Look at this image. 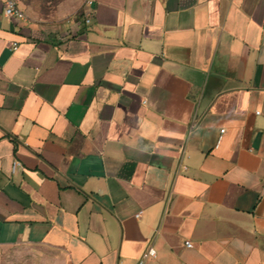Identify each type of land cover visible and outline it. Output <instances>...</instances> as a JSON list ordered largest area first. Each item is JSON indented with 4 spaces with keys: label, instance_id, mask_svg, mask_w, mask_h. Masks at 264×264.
<instances>
[{
    "label": "crops",
    "instance_id": "crops-1",
    "mask_svg": "<svg viewBox=\"0 0 264 264\" xmlns=\"http://www.w3.org/2000/svg\"><path fill=\"white\" fill-rule=\"evenodd\" d=\"M14 245L264 264V0H62L43 22L0 0V256Z\"/></svg>",
    "mask_w": 264,
    "mask_h": 264
},
{
    "label": "rangeland",
    "instance_id": "rangeland-1",
    "mask_svg": "<svg viewBox=\"0 0 264 264\" xmlns=\"http://www.w3.org/2000/svg\"><path fill=\"white\" fill-rule=\"evenodd\" d=\"M62 0H18L25 15L35 21H49ZM0 264H61L58 256L43 247L14 245L0 256Z\"/></svg>",
    "mask_w": 264,
    "mask_h": 264
},
{
    "label": "built area",
    "instance_id": "built-area-1",
    "mask_svg": "<svg viewBox=\"0 0 264 264\" xmlns=\"http://www.w3.org/2000/svg\"><path fill=\"white\" fill-rule=\"evenodd\" d=\"M4 8V14L8 17H15V18H25L24 11L19 7L17 0H1ZM90 2V1H89ZM87 22L89 19L86 20ZM16 48V44L12 43V49ZM21 166V162L17 159H13L11 162L10 170L11 172H15ZM141 212L135 214V217H139ZM184 245L186 247H192V243L189 240L184 241ZM156 254L155 248L153 246L148 247L144 250L139 259L137 260L136 264H143L145 260L148 258L154 257Z\"/></svg>",
    "mask_w": 264,
    "mask_h": 264
}]
</instances>
